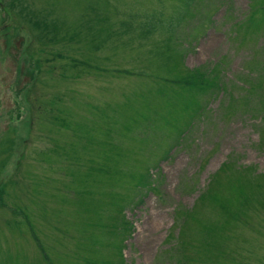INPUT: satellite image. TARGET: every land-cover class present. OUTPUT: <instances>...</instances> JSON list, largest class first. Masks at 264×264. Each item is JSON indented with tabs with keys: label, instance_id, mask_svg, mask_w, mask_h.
<instances>
[{
	"label": "rangeland",
	"instance_id": "374dc122",
	"mask_svg": "<svg viewBox=\"0 0 264 264\" xmlns=\"http://www.w3.org/2000/svg\"><path fill=\"white\" fill-rule=\"evenodd\" d=\"M188 1L0 0V264H264V0Z\"/></svg>",
	"mask_w": 264,
	"mask_h": 264
},
{
	"label": "trees",
	"instance_id": "16d2710c",
	"mask_svg": "<svg viewBox=\"0 0 264 264\" xmlns=\"http://www.w3.org/2000/svg\"><path fill=\"white\" fill-rule=\"evenodd\" d=\"M195 1H196V0H189V1H188V8H190V7L194 4ZM200 85L204 86V85H205L204 81L200 82ZM188 132H190V130L187 131V133H188ZM187 133L184 134L182 140H184V139L186 138ZM154 183H155V182H154ZM151 187H155V186L150 185V188H151ZM151 189H154V188H151ZM127 225H129V230H130L131 227H132V223H131V225H130V222H127ZM129 230L127 229V231H129ZM131 234H132V230H131Z\"/></svg>",
	"mask_w": 264,
	"mask_h": 264
}]
</instances>
